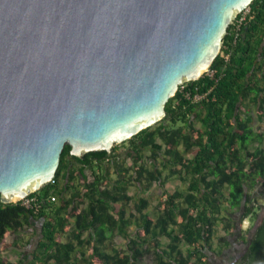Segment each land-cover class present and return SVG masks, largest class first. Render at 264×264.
Instances as JSON below:
<instances>
[{
  "label": "trees",
  "instance_id": "trees-1",
  "mask_svg": "<svg viewBox=\"0 0 264 264\" xmlns=\"http://www.w3.org/2000/svg\"><path fill=\"white\" fill-rule=\"evenodd\" d=\"M250 8L240 30L229 27L214 75L185 82L161 121L124 141L123 156L115 145L112 152L77 157L67 144L54 182L31 194L35 202L0 199V244L22 255L18 264H142L147 256L153 264H217L209 252L216 251L217 226L232 232L233 209L243 210L241 221L258 218L264 200V129L255 130L250 114L254 106L264 117V0H253ZM147 149L151 166L142 160ZM176 176L188 182L186 189L164 192L153 211L148 198H139L136 213L130 212L131 183L147 190ZM34 224L40 237L22 236ZM115 234L126 238L125 248L115 245ZM221 240V248L230 244L226 236ZM247 243L238 264H264V216ZM0 264L16 263L0 255Z\"/></svg>",
  "mask_w": 264,
  "mask_h": 264
},
{
  "label": "water",
  "instance_id": "water-1",
  "mask_svg": "<svg viewBox=\"0 0 264 264\" xmlns=\"http://www.w3.org/2000/svg\"><path fill=\"white\" fill-rule=\"evenodd\" d=\"M253 0H0V199L161 121Z\"/></svg>",
  "mask_w": 264,
  "mask_h": 264
},
{
  "label": "rangeland",
  "instance_id": "rangeland-1",
  "mask_svg": "<svg viewBox=\"0 0 264 264\" xmlns=\"http://www.w3.org/2000/svg\"><path fill=\"white\" fill-rule=\"evenodd\" d=\"M250 114L253 116V126L255 130H261L264 129V117L261 119L259 118V115L257 113L256 107H252L250 110ZM197 125H200V122L197 123ZM124 143V142H123ZM264 146V143H263ZM120 151L122 152V156L125 154L124 151L127 150V146H119ZM188 157L193 156V153H188ZM143 162L151 166L150 160H151V150L147 149L144 152V158L142 159ZM126 164L128 166L133 164V158L127 157ZM158 166L160 167V162L158 163ZM88 174H90V170L87 169ZM132 173H135V170H132ZM167 174V172H164V176ZM188 186V182L183 181L179 177H173L171 178L165 186L160 185L159 183H154L150 189L144 190L138 187L137 181H134L129 186V194L133 196L132 201L129 203V210L132 213H136L135 209V202L139 200V198L146 197L150 200L151 205L148 210L153 211V207L159 203L161 198L164 195V192L168 191L169 193H173L177 188L179 189H186ZM263 187L258 186L255 192H262ZM260 207L258 209L259 216L258 218L255 217L253 220L251 217H248L241 221L243 210H231L230 215L234 219V228L232 229V232H227L224 228L223 223H220L217 226L216 233L214 236L213 245L216 249L215 252H210V260L217 264H238L242 261V256L246 253V250L248 248L247 240H250L253 236V233L256 229V227L261 223L263 216H264V200H261L259 202ZM39 229L37 225H33L29 228H27L22 236H25L26 238H33L34 240H37L40 237V233L35 234ZM135 226H131L129 228V232L134 233ZM223 236H226L228 240L230 241L229 245H225L221 248V244L224 242L221 240ZM15 238V234H11L7 237V241L9 243L13 242ZM114 243L118 248H125L127 244V240L125 237H123L120 234L114 235ZM163 240H167V238H163ZM36 244V241H33V245H29L25 248L27 252L32 251L34 248V245ZM36 246V245H35ZM220 250V251H219ZM222 250V251H221ZM0 255L8 258L13 263L18 264L21 260V254L15 250L14 247H9L6 249H3L0 244ZM142 264H153V257L147 256Z\"/></svg>",
  "mask_w": 264,
  "mask_h": 264
},
{
  "label": "built area",
  "instance_id": "built-area-1",
  "mask_svg": "<svg viewBox=\"0 0 264 264\" xmlns=\"http://www.w3.org/2000/svg\"><path fill=\"white\" fill-rule=\"evenodd\" d=\"M251 13V8L250 6L247 7L246 9H244L242 12H240L237 17L235 18L233 24L235 25V29L236 30H240V27L246 23V21L249 18V15ZM222 57L226 58L227 60L229 59V54H225V53H221ZM215 73V70L210 68L209 70H207L204 74H208L210 76H213ZM185 84L183 83L179 88L184 89L185 88ZM203 98V95H196L195 99L196 100H200ZM50 182H54V180L52 179ZM52 199H56L55 196H52ZM37 200V196H31V194L27 195L26 197L22 198L20 201L25 205V206H30L32 204V202H35Z\"/></svg>",
  "mask_w": 264,
  "mask_h": 264
},
{
  "label": "flooded vegetation",
  "instance_id": "flooded-vegetation-1",
  "mask_svg": "<svg viewBox=\"0 0 264 264\" xmlns=\"http://www.w3.org/2000/svg\"><path fill=\"white\" fill-rule=\"evenodd\" d=\"M123 143H120V144H116V145H122ZM84 157V156H83ZM248 246H249V244H248Z\"/></svg>",
  "mask_w": 264,
  "mask_h": 264
},
{
  "label": "clouds",
  "instance_id": "clouds-1",
  "mask_svg": "<svg viewBox=\"0 0 264 264\" xmlns=\"http://www.w3.org/2000/svg\"><path fill=\"white\" fill-rule=\"evenodd\" d=\"M36 192V191H35ZM32 193H34V192H31L30 194H32ZM29 195V194H28ZM20 201V200H19ZM18 202V201H17Z\"/></svg>",
  "mask_w": 264,
  "mask_h": 264
}]
</instances>
